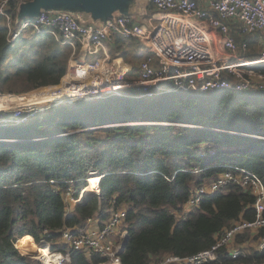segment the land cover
<instances>
[{
	"label": "trees",
	"instance_id": "trees-1",
	"mask_svg": "<svg viewBox=\"0 0 264 264\" xmlns=\"http://www.w3.org/2000/svg\"><path fill=\"white\" fill-rule=\"evenodd\" d=\"M9 3L10 10L17 6L16 0ZM8 32L0 15V68L45 35L23 32L10 42ZM46 35L48 41L30 46L0 76L1 91L60 82L71 52ZM246 39L245 55H258L252 52L255 37ZM173 84L153 86L152 97L131 87L122 96L60 103L39 111L30 124L0 129L5 139L0 140V264H41L21 250L18 240L25 235L52 250H70L71 264H101L100 253L88 257L60 237L66 228L84 227L89 217L104 223L113 207L127 208L124 264H144L168 253L191 255L210 247L232 222L255 218V195L238 184L204 197L195 208L186 209V203L196 186L235 167L257 173L264 182V90L164 91ZM93 172L102 175L101 192L68 208L66 188L72 185L79 197ZM263 234L264 227L256 237ZM223 260L261 262L264 250Z\"/></svg>",
	"mask_w": 264,
	"mask_h": 264
},
{
	"label": "built area",
	"instance_id": "built-area-1",
	"mask_svg": "<svg viewBox=\"0 0 264 264\" xmlns=\"http://www.w3.org/2000/svg\"><path fill=\"white\" fill-rule=\"evenodd\" d=\"M10 1L0 2V15L6 19L10 42L31 30V33L54 36L62 44L71 46L72 51L68 69L60 82L37 88L45 90L35 96L49 91V100L0 110L8 114L0 118V126L26 123L36 117L39 110L60 103L121 95L124 89L131 87L142 88L144 95L152 96L157 92L153 86L169 80L174 82L172 87L175 90H264V70L260 68L264 64V0H153L160 17L152 29L137 22L132 14L109 17L96 25L81 22L67 10H42L35 17L23 19L19 27H15ZM206 24L212 29H207ZM114 35L139 38L153 52L154 61L143 65L138 75L131 77L126 59L111 54L107 48V42ZM248 35L255 37L258 55H245L250 50V41L246 39ZM224 73L231 74L235 81ZM1 75H4L3 69H0ZM0 95L4 100L10 96L7 93ZM98 176L95 181L87 178L88 185L93 184V193L101 192L102 175ZM230 184L248 188L255 195L254 219L232 222L206 249L185 256L168 253L144 264H236L224 262L223 257L235 261L246 256L251 249L264 250V234L256 237L264 227V182L257 173L242 167L220 173L194 188L186 209L199 206L204 197ZM84 189L76 197V189L72 185L66 188L64 195L68 208L75 206ZM127 215L125 206L113 207L104 223L89 217L84 227L64 229L60 241L73 250L83 251L88 257L92 253H100L104 257L101 264H124L120 249L128 235L124 229ZM48 250L53 251L55 256L48 261L38 255L44 264H71L69 250H52L50 247ZM250 264H264V261Z\"/></svg>",
	"mask_w": 264,
	"mask_h": 264
},
{
	"label": "crops",
	"instance_id": "crops-1",
	"mask_svg": "<svg viewBox=\"0 0 264 264\" xmlns=\"http://www.w3.org/2000/svg\"><path fill=\"white\" fill-rule=\"evenodd\" d=\"M31 1L32 0H18L15 9L13 8L11 10L13 11L12 14L15 18V27H19L23 19L33 15V6L29 4ZM107 3V0H92L91 2H88V4L82 0H71L70 2L65 3L61 8L69 10V12L75 15L81 22L87 24L98 25L103 23L106 16L115 17L125 13L134 15L136 18L135 20L143 23L148 29H152L159 22L160 13L155 7L153 0H110V2ZM203 4H206L205 1H203ZM205 27L210 30L212 29L207 24ZM30 31L31 30H27L25 33ZM46 41H48V39L45 34L37 38L31 44H28L27 49L32 45ZM107 48L111 54L117 56L121 55V57H124L127 60L130 66L129 73L131 77H136L143 65L150 64L154 61L153 52L149 47L144 46L137 37L114 35V37L107 42ZM68 50L70 52L72 51L71 46L68 47ZM21 55L17 54L4 60L6 62L0 69H3L4 73H6L10 65Z\"/></svg>",
	"mask_w": 264,
	"mask_h": 264
},
{
	"label": "bare ground",
	"instance_id": "bare-ground-1",
	"mask_svg": "<svg viewBox=\"0 0 264 264\" xmlns=\"http://www.w3.org/2000/svg\"><path fill=\"white\" fill-rule=\"evenodd\" d=\"M251 63V62H250ZM174 85V84H173ZM49 91H47L45 94H39L37 96H33L31 95L30 97H17V98H11L10 96L7 97L6 100H4V97L2 95H0V110H3L6 107H12L13 105H30L32 103H41L45 100H49L48 98L50 97ZM57 95V94H56ZM54 97H52L51 99H53ZM99 178L98 175H92L90 176V180L91 181H95ZM93 184H90L89 186H86L84 191H87V193H84V191L82 192V195L80 197V201L83 199V196L86 197L87 195L91 194V192L93 191ZM78 200V201H79ZM31 237L30 236H24L22 238L19 239V245L22 246V248L25 250L24 246H27V248H29V251H33V246L31 244ZM39 252L37 253L39 256H42V258L44 260H52V258L55 256V253H53L52 251L48 250V249H38Z\"/></svg>",
	"mask_w": 264,
	"mask_h": 264
},
{
	"label": "rangeland",
	"instance_id": "rangeland-1",
	"mask_svg": "<svg viewBox=\"0 0 264 264\" xmlns=\"http://www.w3.org/2000/svg\"><path fill=\"white\" fill-rule=\"evenodd\" d=\"M28 34L30 33V32H27ZM32 43V42H31ZM31 43H29V44H31ZM28 45V44H27ZM27 45H24L21 49H20V51L18 52V54L19 55H21V54H25L26 52H27ZM256 50H257V52H258V49L256 48V46H255V48H253L252 49V52H256ZM127 61V60H126ZM173 85H171L170 87H166L165 89H164V91H168V92H171V91H176L173 87H172ZM44 88H42V89H37V90H35V89H33V90H29V91H24V92H15V91H11V92H9V91H6V92H4V91H2V92H0V93H7V94H9L11 97H19V96H23V97H25V96H31V95H33V96H35V94H37V93H41V92H44ZM1 91V90H0ZM157 93V92H156ZM156 93H154L152 96H154ZM124 94V93H123ZM123 94H121V96L123 95ZM142 96V95H141ZM145 96H147V95H145ZM152 96H148V97H152ZM100 98H102V97H100ZM83 99H85V98H83ZM82 99V100H83ZM79 100H81V99H79ZM76 101H78V100H76ZM75 102V101H74ZM67 103H73V102H67ZM35 107H36V105H35ZM11 110H8L7 112H10ZM39 111H42V110H39ZM38 111V112H39ZM44 111V110H43ZM4 113H6V112H0V117H4V116H7L8 114H4ZM39 114V113H38ZM38 116V115H37ZM30 121V120H29ZM29 121L27 122L26 121V123L25 122H23L22 124H18V125H24V124H27V123H29ZM30 124V123H29ZM11 126H13V124H5V125H1L0 126V129H7L8 127H11ZM14 128H18V127H16V126H14ZM0 140H5V139H3V138H0ZM99 175V173L98 172H93L90 176H92V175ZM89 176V177H90ZM88 177V178H89ZM93 188V187H92ZM93 192V191H92ZM85 196V195H84ZM84 196H83V198H84ZM26 236H30V235H26ZM24 237V236H23ZM31 237V236H30ZM31 244H32V246H33V251H29V248H27V246H24V248H25V250L22 248V251L25 253V254H29V255H31V256H33V257H35V258H37L39 261H40V257L38 256V252H39V250L38 249H48V247H50V244L49 243H46V242H43V243H38V242H36V240L33 238V237H31ZM18 244H19V240H18ZM20 246V245H19ZM22 246H20V248H21ZM53 252V251H52ZM41 262V261H40ZM41 264H44L43 262H41Z\"/></svg>",
	"mask_w": 264,
	"mask_h": 264
},
{
	"label": "water",
	"instance_id": "water-1",
	"mask_svg": "<svg viewBox=\"0 0 264 264\" xmlns=\"http://www.w3.org/2000/svg\"><path fill=\"white\" fill-rule=\"evenodd\" d=\"M71 0H32L31 2H29V4H31L33 6V10L32 13L33 15L31 17H35L37 16L42 10H64L61 7H63V5L67 2H70ZM80 1V0H77ZM84 1L86 4H88V2H91L92 0H82ZM107 2L109 3L110 0H107ZM107 3V4H108ZM69 11V10H67ZM125 14H130V13H125ZM110 17V16H109ZM108 16L105 17L104 21L109 18ZM3 112V111H1ZM5 114V113H4ZM2 118V117H0ZM1 122V121H0ZM94 193L91 192V194L87 195L86 197H84L81 201H77L76 206L78 205H82L85 204L88 199L93 195ZM126 240L123 242L122 247L125 245ZM120 249V250H121Z\"/></svg>",
	"mask_w": 264,
	"mask_h": 264
}]
</instances>
